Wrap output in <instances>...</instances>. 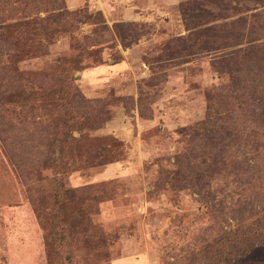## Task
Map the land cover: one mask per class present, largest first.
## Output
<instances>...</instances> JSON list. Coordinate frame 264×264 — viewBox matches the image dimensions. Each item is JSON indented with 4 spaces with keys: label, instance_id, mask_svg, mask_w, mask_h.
Returning <instances> with one entry per match:
<instances>
[{
    "label": "rangeland",
    "instance_id": "obj_1",
    "mask_svg": "<svg viewBox=\"0 0 264 264\" xmlns=\"http://www.w3.org/2000/svg\"><path fill=\"white\" fill-rule=\"evenodd\" d=\"M51 1L0 3V264H264V0Z\"/></svg>",
    "mask_w": 264,
    "mask_h": 264
},
{
    "label": "trees",
    "instance_id": "obj_2",
    "mask_svg": "<svg viewBox=\"0 0 264 264\" xmlns=\"http://www.w3.org/2000/svg\"><path fill=\"white\" fill-rule=\"evenodd\" d=\"M22 0H0L1 2H4L5 4L9 5L11 8L14 5H17V10L21 11L19 8V3ZM54 1L48 0L47 3H42L41 0H26L25 4H27L28 10L29 12H32L31 14H35L37 16V18H34L32 22H34L33 24L38 26V23L36 21L40 20L41 22H45V18H42L39 14H41L43 7H47L50 6L51 4H53ZM30 23L27 22V24H25L26 26H28ZM40 28V27H39ZM41 34V33H40ZM241 107L239 106L238 109H240ZM237 109V110H238ZM60 114L64 115V117L67 119L71 114L73 116V112H70L69 110H66L65 108H63V111L60 112ZM230 116V115H229ZM251 119V124H247L245 123L243 127L240 128V130L238 131V137L241 138L242 141H240L241 144H245L246 146H248L247 144V139H246V135L247 133L250 131L249 127H255L257 129L262 128L259 124H257L255 116L251 113L250 115ZM264 116V115H263ZM239 125H242L243 123L241 121L238 122ZM262 130L264 131V128H262ZM233 142L235 141V137L232 140ZM244 145V146H245ZM260 159H264V158H260ZM252 235V236H258L257 238H259L258 240H264V227H260L259 229L256 230H252V231H247V234ZM247 240H249L248 235L244 236L241 234H233L232 232H228V233H224L223 236L220 238L219 240V249L216 251V255H217V260L218 264H228L230 262V260L232 259L233 255H240L238 251L241 250L242 245H244V243L247 242ZM255 245V244H253ZM237 252V253H236ZM235 255V256H236ZM215 264V263H213Z\"/></svg>",
    "mask_w": 264,
    "mask_h": 264
}]
</instances>
